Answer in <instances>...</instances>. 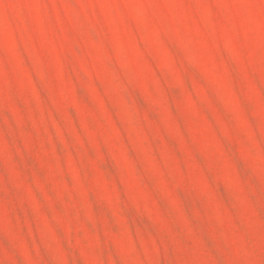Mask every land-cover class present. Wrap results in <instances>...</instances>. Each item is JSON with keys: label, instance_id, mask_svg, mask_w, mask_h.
I'll use <instances>...</instances> for the list:
<instances>
[{"label": "rangeland", "instance_id": "obj_1", "mask_svg": "<svg viewBox=\"0 0 264 264\" xmlns=\"http://www.w3.org/2000/svg\"><path fill=\"white\" fill-rule=\"evenodd\" d=\"M0 264H264V0H0Z\"/></svg>", "mask_w": 264, "mask_h": 264}]
</instances>
